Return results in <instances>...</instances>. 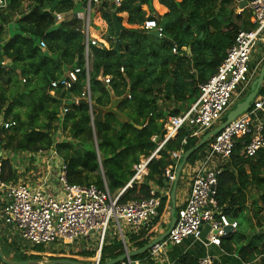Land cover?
<instances>
[{"label": "trees", "instance_id": "obj_1", "mask_svg": "<svg viewBox=\"0 0 264 264\" xmlns=\"http://www.w3.org/2000/svg\"><path fill=\"white\" fill-rule=\"evenodd\" d=\"M233 3L121 0L117 7L114 2L94 0H9L8 8L0 11V118L16 122L17 127L2 133L1 147L30 154L55 149L67 164L71 184L104 188L106 183L111 193H118L134 177L135 166L150 159L164 140L168 118L184 113L196 102L199 86L216 74L238 33L256 28L250 16L235 14ZM89 4V34L97 45L90 44L91 67L87 73L85 19L74 16L58 23L57 16L72 14L77 7L83 9ZM13 20L20 34L6 37V25ZM147 20H156L163 26L165 38H154L144 31ZM97 29L105 31V38L95 37ZM41 42L46 48L41 47ZM7 61L10 64L6 65ZM259 62L261 59L251 63V70ZM261 63L263 66L264 62ZM78 67L83 68L78 81L68 91L57 89V97L53 98L49 93L51 82ZM100 77H109L110 83L107 85ZM88 81L98 107L108 108L114 97L124 98L117 110L126 122L111 113L102 122H93L88 106L64 105V100L80 97ZM249 93L250 88L240 103ZM26 96L31 105L23 113L24 119L17 108L25 106ZM165 105L173 107L172 111L163 109ZM64 107L68 111L61 116ZM225 121L226 116L222 123ZM190 131L182 129L168 141L149 162L143 181L134 183L120 198V202L126 203L148 199L152 192L161 196L153 227L139 237H131V249H142L156 237L155 227L171 206V189L162 195L163 189L170 188L166 170L175 164L171 155L180 150L188 152L203 138L191 137ZM60 132L65 136L58 142ZM155 136L157 141L153 142ZM242 140L219 177V206L231 221L239 224L235 233L222 240L221 247L231 254L237 253L246 264H264V149L255 157L246 158L241 154ZM209 143L195 151L187 165H194ZM3 169L4 181L19 179L9 159L3 161ZM0 238L7 258L14 254L11 260L15 262L40 260L21 254L18 241L9 243L1 233ZM124 253L120 240L106 241L101 264ZM133 259L159 264L150 260L148 252ZM173 264H200V260L184 254Z\"/></svg>", "mask_w": 264, "mask_h": 264}, {"label": "built area", "instance_id": "obj_2", "mask_svg": "<svg viewBox=\"0 0 264 264\" xmlns=\"http://www.w3.org/2000/svg\"><path fill=\"white\" fill-rule=\"evenodd\" d=\"M100 1L114 2L117 7L121 6V0H94L95 3ZM238 3H245L251 10L256 28L238 33L216 74L199 86L200 93L196 102L184 113L168 118L165 124V138L153 154L154 157L168 141L176 138L182 129L191 130L190 136L197 138L213 131L221 125L228 111L247 91L255 73L251 71V63L258 45H260L258 49H261L264 55V0H238ZM8 6L9 0H0V11L6 10ZM70 15H58L57 22L62 23L77 16ZM85 21V69L88 73L91 67L90 44L97 45L96 40L89 34L90 4L88 18ZM144 31L149 33L157 31L158 38H165L164 27L156 20H147ZM40 45L43 49L46 48L44 42ZM177 52L178 47L175 45L173 53ZM82 70L83 68H75L58 80L52 81L50 95L56 98V91L59 88L68 91L78 81ZM100 80L107 85L110 83L109 77H100ZM82 99L93 101L89 82L80 97L64 100V105H79ZM89 110L94 122L95 113L90 107ZM67 111L68 109L64 107L61 116ZM15 127L17 123L12 120L2 119L0 122V233L6 240L43 248L50 244L61 247L78 241L94 240L99 244V248L93 264H101V252L106 241L117 238L125 246V253L132 251L129 245L131 237L147 232L153 227V222L159 215L161 196H156V193L152 192L148 199L126 203L120 202V198L126 190L133 187L134 183H139L148 174L147 167L152 157L142 160L135 166L134 177L116 195L110 192L106 183L104 188L94 184L87 186L71 184L68 180L67 164L55 149L40 151L37 154L25 153L24 156L21 153L17 161L19 167L13 166V169L19 174V169L30 168V175L27 176L26 182L22 180L6 182L3 180V161L6 159L11 161V158L5 157L1 150L4 139L2 133ZM64 136V133L60 132L57 141ZM239 140H242L243 146L241 154L246 158H253L264 149V83L249 110L212 137L194 165H186L181 179L185 174V182L189 185L188 196L178 210L177 222L168 237L149 250L150 260L158 263L161 254L167 252L169 246L182 245L188 239L221 246L224 238L238 230V222L231 221L222 212L218 202V191L219 177L225 165L231 161ZM152 141L156 142L157 137H153ZM183 155L184 150L173 152L171 155L175 164L166 170L170 187L175 182L176 170ZM55 180L57 191L49 187ZM169 191L170 189L163 191L162 195H167ZM111 232H114L112 237ZM204 232H207L206 238L203 237ZM118 264L143 263L128 257ZM200 264H213V259L203 258Z\"/></svg>", "mask_w": 264, "mask_h": 264}, {"label": "rangeland", "instance_id": "obj_3", "mask_svg": "<svg viewBox=\"0 0 264 264\" xmlns=\"http://www.w3.org/2000/svg\"><path fill=\"white\" fill-rule=\"evenodd\" d=\"M26 5L27 4L24 5V8L26 7ZM159 11L163 12L162 9H160ZM160 12H158V13H160ZM251 14H252V12H251ZM72 15H78L80 18L86 19V18H88V7L87 8H83V9H80V8L77 7L70 16H72ZM253 17L254 16L252 14V18ZM98 23H100V22H98ZM5 29H6V37H13L15 35L20 34L19 29H18V24L14 20L9 22L6 25ZM98 30L99 29H97L96 32L94 33L95 37L96 38H102V39L105 38V35H106L105 31L104 32H99ZM258 47H259V45H258ZM260 54H262L261 49L257 48L256 51L254 52L253 56H252V63L254 61H256L257 59H261ZM6 65H8V64H6ZM261 66H262V63L259 62V64H257L256 68L251 70V71H253V73L255 71V73H254V77L250 81V85L255 80V78L258 77V75L260 73V70H261L260 69ZM18 78H19L20 81H22V83H24V81H23V79L21 77H18ZM250 85L247 88V91L242 95V98L237 103H235L232 107L238 105L240 103V101L246 96V94L248 93V90L250 88ZM234 97H235V95H234ZM24 103H25L24 104L25 106L21 107V108L18 107L17 110L20 109V113L22 114V118L25 119L23 113H25V111H27V109H29V107L31 105L30 98H28L26 96L24 98ZM163 109L167 110L168 112H171L173 107L165 105L163 107ZM227 115H228V113H227ZM61 140L62 139H60L59 141H61ZM1 148L3 149V146ZM96 149H97V152L99 153L98 148H96ZM3 152H4L5 157L10 158L11 154L13 156V152L12 151H6V150L3 149ZM16 157L12 158L13 162H15V163H17V161L19 160ZM15 163L12 164V166H16ZM24 168H22V170L19 169L20 171H19V174H18L19 175V179L18 180L25 181L27 176L30 175L29 171H31V169L28 168L27 170H25ZM101 174H102V168H101ZM183 175H184L183 176V180L185 181V179H184V178H186L185 174H183ZM182 181L180 182V185H179V188H178V192H177L178 202H180V198L182 196V193L185 191V189L183 188L184 187V184H183L184 181L183 182ZM185 184H186V182H185ZM253 193L255 194V192H251L252 195H253ZM113 234H114V232H111V237L113 236ZM206 234H207V232H204V234H203L204 238H206ZM192 241H193L192 239H188L181 246H177V247L171 246L167 250V252H169L171 255L172 254H176L177 256H180L185 250L190 251L191 253L192 252L195 253V251H198L196 246H200V244L196 243V244L193 245V247L191 249L188 250V246L191 244ZM13 242L14 241L9 242V243H13ZM19 244L21 246L20 253L23 254V255H26L27 257L28 256H37V257L40 258V260H50L51 258L69 259V260H75V261H78V262H86V263H90V264H93L94 261L97 259L98 248H99V244L96 241H94V240L78 241V242H76L74 244L63 245L61 247H54L55 245L50 244V245H48L45 248L42 247L43 249L40 247L39 249H41L42 252L39 251L38 248L35 250V247H31L28 244H24V243H20V242H19ZM84 252L93 253V256L84 257V256L81 255V253H84ZM13 255L14 254L8 255V257L11 259ZM211 257H213V256L211 255Z\"/></svg>", "mask_w": 264, "mask_h": 264}, {"label": "water", "instance_id": "obj_4", "mask_svg": "<svg viewBox=\"0 0 264 264\" xmlns=\"http://www.w3.org/2000/svg\"><path fill=\"white\" fill-rule=\"evenodd\" d=\"M245 5H246L245 3H242L240 5V7H245ZM150 35L154 38H158L157 31L151 32ZM190 51L191 50L189 48L188 49L189 54H190ZM263 83H264V64L260 70V73H259L257 79H255L250 85V93L241 103H239L236 106V108L231 109L229 111L228 115H226V121L221 123V125L218 126L217 128H215L213 131H211L207 135H205L195 148L190 149L188 152L184 153L182 160L180 161V163L177 167L175 182L173 183L171 194H170L171 195V203H172L171 213H170L171 214V223H170V226L167 229V231L165 233H163L160 237L151 241L148 245H146L142 249L133 250V251H130L128 253H124L120 257H118L114 260H111V261L107 262L106 264H118L128 257L135 258L139 255L145 254L156 243L161 242L168 237V235L170 234V231L174 228V226L177 222L176 192L178 189V183L181 179L182 172H183L184 168L186 167V165L188 164V160H189L190 156L195 151L199 150L202 146L206 145L208 143V141H210L212 139V137H214L215 135L220 133L226 126H228L236 118H238L239 116L246 113L249 110L253 100L255 99V97L260 92ZM123 99L124 98L114 97L111 105L108 108L98 107L94 103V101L89 102L85 99H82L79 102V105H85V106L90 107L91 111H93L95 113V115L93 116L94 121L102 122L104 120V116L108 113H111V114L117 115L122 121L126 122L127 120L117 110L118 105L123 101ZM152 158H154V156H152ZM151 159H150V161H151ZM0 260L2 261L3 264H84V263H81V262H78L75 260H69V259L32 260V261H25V262H15V261H13V260H11L5 256L3 249L1 247V238H0Z\"/></svg>", "mask_w": 264, "mask_h": 264}, {"label": "crops", "instance_id": "obj_5", "mask_svg": "<svg viewBox=\"0 0 264 264\" xmlns=\"http://www.w3.org/2000/svg\"><path fill=\"white\" fill-rule=\"evenodd\" d=\"M233 2H234L233 3L234 6H235V14L238 15V16H247L248 15V16H250V21L252 23H254L253 22L254 17L252 18L251 10L246 5H245V7H240L241 3L239 4L238 3V0H233ZM159 7H161V6H159ZM260 56H261V62L262 61L264 62V55L262 54ZM6 63L7 64H10L9 61H7ZM1 120H2V117L0 118V122H1ZM17 153H19V154H17ZM21 153L22 152H13V156L11 154V157H10L11 160H12L13 157H16V156H17L16 158L21 157ZM24 154L25 153H23V156H24ZM11 162L13 164L15 163L13 161H11ZM15 165H16V167H19V165L17 163H15ZM143 179L139 183H141L143 181ZM182 180H183V177H182V179H180V181L178 183V188H179L180 182ZM167 184L170 187L169 183H167ZM183 184H184V187L183 188L185 189V191L182 193V196L180 198V202H178V199H177L178 189H177V192H176V208H180L185 203L186 198H187L188 193H189L188 192L189 191V185L187 183L185 184V181L183 182ZM55 185H56V180L54 182H52V184H50L49 187L52 190L57 191L58 186L56 185L57 186V188H56ZM172 186H173V184H171V187L170 188L168 187V188L172 190ZM169 189H163L162 191H167ZM171 207H172V203H171V206L167 209V212L164 214V216L161 219V221L158 223V226L155 227V235H156V237H160L169 228L170 223H171V214H170L171 213ZM141 234L142 233H140V235ZM140 235H135L133 237H139ZM196 243H199L200 246H196L197 249H198V251H195V253L192 252L193 253L192 254L190 251L185 250L180 256H177L176 254H172L171 255L169 252H164L163 254H161V256L159 258L160 261H158V263L159 264H173L182 255H184V254H191V255L195 256L196 258H198L199 260H201L203 258H206V257H211V255H212L213 257H211V258L213 259V264H246V263H244V261L240 258V256L237 253L231 254V253L227 252L226 249H223V247H221V246L207 245L206 243L197 242V241H194L193 240L191 242V244L188 246V250L191 249L193 247V245L196 244ZM129 245H131V247H132L133 246V243L131 242V243H129ZM171 246H169L168 249ZM179 246H181V245H179ZM175 247H177V246H175ZM133 250H138V249H135V248L133 249L132 248V251ZM148 253H149V251H148Z\"/></svg>", "mask_w": 264, "mask_h": 264}, {"label": "flooded vegetation", "instance_id": "obj_6", "mask_svg": "<svg viewBox=\"0 0 264 264\" xmlns=\"http://www.w3.org/2000/svg\"><path fill=\"white\" fill-rule=\"evenodd\" d=\"M230 110H231V109H230ZM230 110H229V111H230ZM229 111H228V113H229Z\"/></svg>", "mask_w": 264, "mask_h": 264}, {"label": "clouds", "instance_id": "obj_7", "mask_svg": "<svg viewBox=\"0 0 264 264\" xmlns=\"http://www.w3.org/2000/svg\"><path fill=\"white\" fill-rule=\"evenodd\" d=\"M232 109V108H231Z\"/></svg>", "mask_w": 264, "mask_h": 264}]
</instances>
